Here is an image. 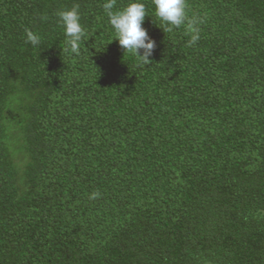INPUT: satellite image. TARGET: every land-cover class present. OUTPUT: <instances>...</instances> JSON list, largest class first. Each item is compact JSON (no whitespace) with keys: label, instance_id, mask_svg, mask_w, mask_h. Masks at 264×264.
<instances>
[{"label":"trees","instance_id":"trees-1","mask_svg":"<svg viewBox=\"0 0 264 264\" xmlns=\"http://www.w3.org/2000/svg\"><path fill=\"white\" fill-rule=\"evenodd\" d=\"M104 2L0 0V264H264V0H143L147 64Z\"/></svg>","mask_w":264,"mask_h":264},{"label":"clouds","instance_id":"clouds-1","mask_svg":"<svg viewBox=\"0 0 264 264\" xmlns=\"http://www.w3.org/2000/svg\"><path fill=\"white\" fill-rule=\"evenodd\" d=\"M152 3L155 16L167 25L169 32L173 28L186 26L187 33L190 34L189 45L197 43L200 39L199 25L204 21L202 17H189L187 0H152ZM115 6L116 0H105L103 3V8L115 32L114 39L118 41L124 51L137 57L140 62L149 63L156 48V41L143 27L145 16L148 15L143 0H128L122 9L113 11ZM56 15L67 37L71 52L79 55L80 45L85 39V30L80 22L78 5L59 10ZM42 19H46V17H42ZM25 42H30L34 47H37L41 43V37L38 33L26 29ZM99 196L100 193L95 191L90 194L89 198L96 199Z\"/></svg>","mask_w":264,"mask_h":264}]
</instances>
